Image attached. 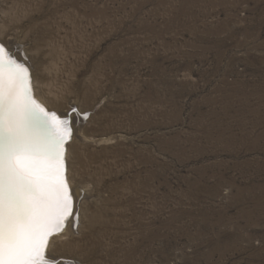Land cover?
Listing matches in <instances>:
<instances>
[{
    "label": "rangeland",
    "instance_id": "obj_1",
    "mask_svg": "<svg viewBox=\"0 0 264 264\" xmlns=\"http://www.w3.org/2000/svg\"><path fill=\"white\" fill-rule=\"evenodd\" d=\"M12 40L85 118L91 200L49 264H264V0H0Z\"/></svg>",
    "mask_w": 264,
    "mask_h": 264
},
{
    "label": "snow or ice",
    "instance_id": "obj_2",
    "mask_svg": "<svg viewBox=\"0 0 264 264\" xmlns=\"http://www.w3.org/2000/svg\"><path fill=\"white\" fill-rule=\"evenodd\" d=\"M48 121L28 69L0 44V264H49L48 238L71 214L63 160L70 130L61 135Z\"/></svg>",
    "mask_w": 264,
    "mask_h": 264
},
{
    "label": "bare ground",
    "instance_id": "obj_3",
    "mask_svg": "<svg viewBox=\"0 0 264 264\" xmlns=\"http://www.w3.org/2000/svg\"><path fill=\"white\" fill-rule=\"evenodd\" d=\"M2 42V41H0ZM3 43V42H2ZM4 44V43H3ZM11 44H13L14 48L13 49H10L7 47V45L4 44V46L6 47L7 51L9 52V54L14 58L16 59L17 61H20L21 63H24V64H27V66L30 68L29 66V63L26 61V57L24 56L23 52H22V47H21V44H19L18 41H15V40H12L11 41ZM31 70V68H30ZM30 76H31V79H30V83H31V88H32V95H33V98L35 99V101L38 103V104H41L43 105L46 109V111L50 112V113H46L48 114L49 116V121H48V124L51 126V129L61 135H64L66 134V128H67V121H66V118L67 119H71V121L73 122L74 126H75V129H74V133H73V137L70 139V141H66L65 142V148H66V151H65V160H66V164H65V167H66V180H67V183H68V186H69V193H70V196H72V203H71V207H73V210H72V215L71 217L68 219V222L66 224V226L62 229V231H59V232H54L51 236H49V241H48V244H47V252L49 254V248L51 246L52 243H54L56 240H59L60 242H63L60 238H64V237H67V236H73V233H80L81 231V224L83 223V218H82V213H81V209H82V205L84 203L87 204V201L88 200H91L89 199V195H90V188L88 185H85L83 183H75L73 182V180L71 179V177L69 176V169H68V172H67V158L69 159L70 157V154H71V149H72V146L74 144V142L76 141V136H78L79 139H84L83 137V129H82V126L84 125V121L83 119L85 120V118H83L84 115H82L79 118H77V114L75 113V111H70V112H64V113H61L57 108H52L49 104V102L44 99L40 94L39 92L37 91L36 89V79H35V76H34V73L33 72H30ZM61 115V116H65V118H60L61 119V123H59V121L57 122L56 120H54L52 118V114L54 115L55 113H58ZM79 114V113H78ZM82 114V113H81ZM80 116V114H79ZM72 125V124H71ZM37 127L44 130V131H47L48 129V126L42 124V123H37ZM69 127V126H68ZM78 133H81L80 136ZM78 139V140H79ZM85 141V140H84ZM260 146V145H259ZM240 147V146H239ZM69 167V166H68ZM68 174V175H67ZM91 197V196H90ZM92 198V197H91ZM63 214V213H61ZM77 214H78V217H77ZM66 220V219H65ZM65 220H63L65 222ZM78 220V221H77ZM78 223H77V222ZM97 221V219H96ZM90 226H92L90 224ZM89 226V227H90ZM154 235V234H153ZM150 237V236H149ZM151 238V237H150ZM146 241V240H145ZM62 243V244H63ZM65 243H72V241H69V240H66ZM147 246V245H146ZM135 248V247H134ZM136 249V248H135ZM142 249V248H141ZM147 249V248H146ZM144 250V249H143ZM142 250V251H143ZM148 251V249H147ZM139 252V251H138ZM140 254V253H139ZM138 254V255H139ZM144 254V253H143ZM49 256L51 257V260L53 259H56L58 257H61V256H55L53 257L52 255L49 254ZM209 256V255H208ZM163 257V256H162ZM50 263V262H49ZM76 263V262H75ZM135 263V262H134ZM63 264V263H62ZM79 264V263H78Z\"/></svg>",
    "mask_w": 264,
    "mask_h": 264
},
{
    "label": "water",
    "instance_id": "obj_4",
    "mask_svg": "<svg viewBox=\"0 0 264 264\" xmlns=\"http://www.w3.org/2000/svg\"><path fill=\"white\" fill-rule=\"evenodd\" d=\"M0 44H3L2 42H0ZM4 45V44H3ZM5 47V46H4ZM5 49H6V47H5ZM7 50V49H6ZM18 63H21L20 61H17ZM27 69H28V72H29V77H30V79H31V76H30V69H29V67L27 66V64H24V63H22ZM39 105H41V104H39ZM44 109H46L43 105H41ZM46 111V110H45ZM47 113H50V112H48V111H46ZM51 114V113H50ZM52 116V118L54 119V120H56L57 122L59 121V123L60 124H62L61 123V119H60V117L58 116V115H56V114H52L51 115ZM66 132L67 133H69V129L68 128H66ZM69 136H70V133H69V135H68V139H69ZM68 139H66V141H68ZM65 141V142H66ZM63 149H64V152H63V160H64V167H65V164H66V160H65V151H66V148H65V143L63 144ZM65 176H66V167H65ZM72 201H73V199H72V196H71V203H72ZM72 210H73V207H71V212H72ZM68 216L69 215H67L66 216V218L65 219H67L68 218ZM64 219V220H65ZM65 223H66V220H65V222L63 221V226H62V229L64 228V226H65ZM51 236V235H50ZM48 241H49V239H48ZM47 248V247H46ZM46 248H45V250H44V254H45V252H46Z\"/></svg>",
    "mask_w": 264,
    "mask_h": 264
}]
</instances>
